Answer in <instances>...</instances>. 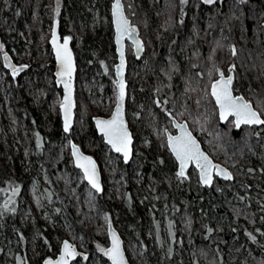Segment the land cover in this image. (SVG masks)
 Instances as JSON below:
<instances>
[{
  "label": "trees",
  "instance_id": "trees-1",
  "mask_svg": "<svg viewBox=\"0 0 264 264\" xmlns=\"http://www.w3.org/2000/svg\"><path fill=\"white\" fill-rule=\"evenodd\" d=\"M64 1L67 8L61 16L60 25V33L63 36L74 37L75 22L89 16L90 11H86V9L91 10L90 6H95L100 10L102 19V25L97 30L94 40L85 38L81 44L76 45L72 39L77 74L79 67L84 69L83 64L88 63L89 59H91L90 63L93 64V67L98 66V59L103 57L105 52L111 55V62L116 63L114 44L112 45L111 42L113 31L109 13L111 0ZM161 1L164 0H122L124 9H127L131 20L142 19L151 24H157L156 14L160 11ZM236 2L238 6L231 4L234 6L229 10H227L228 3L216 6L217 9L214 11L211 8L203 7V20L200 18L201 12L198 9L195 11L192 8H187L186 10L190 9V11L185 14L183 23H181V12L176 10L171 15L170 28L163 31V46L165 50L167 46H171L173 55H175L180 41L182 46L188 49V60L182 66L180 64L184 71L202 69L204 71L206 65L209 64L208 58H213L216 63H223V67L224 63L227 64L228 71H233V68L230 70L229 67L235 62L232 82L234 95L241 93L240 95L243 96L244 94L245 100L250 102L264 119V115L258 109L259 106L253 104L254 100H252L255 98L264 110V56L261 55V52H264V0H247L245 4ZM206 14L210 15L211 19L204 18ZM40 15L45 19L42 11ZM14 26L16 23L11 14L0 13V36L5 43L6 51L11 53L12 51L16 52L19 47L18 45L14 46L17 39L10 32ZM218 30L222 31L223 37H226L225 40L219 39L222 36L217 34ZM262 30L263 32H261ZM175 34L177 36H174ZM229 41H233L236 45V52L232 56L226 54L224 50ZM49 48L46 46L49 53L46 58L45 56L34 58L35 64L32 68L36 70L41 80L43 71L48 75L54 71V60ZM131 59L136 62L133 56ZM175 60L177 59L174 57L169 58V61L166 59L164 64L171 68ZM13 61L15 62L14 59ZM200 62L203 65L199 64ZM149 63L147 66L150 81L156 78L151 77ZM242 65L245 67L241 68ZM246 65L251 69L248 74ZM192 67L194 68L192 69ZM1 71L5 73L3 69ZM31 75L32 73L29 72V80L24 84L20 81V89H18L12 87L9 82L11 76L6 74L4 78L6 93L10 95L13 105L18 104L16 111L19 120L25 122L28 128L33 130L30 144L32 148L37 149V161L47 167L52 177H57V180L54 179L56 183L68 172L67 154L61 157L56 152L57 144L63 142L66 136L62 132L60 118L57 115L53 118L49 116L44 107L46 100L43 99L42 94L36 91L35 93L34 86L27 84L32 81ZM157 78L161 79V83L164 82L161 73ZM148 79L146 78V80ZM146 84L144 81V91L139 93V97L145 99L149 95L146 92ZM52 85L55 88L54 81ZM161 86L164 85L161 84ZM173 86L176 93H182L184 100H189V89L183 93L176 83H173ZM24 88H29V92L33 95L32 99L28 95L25 97ZM26 98L27 101H25ZM0 107H2V101H0ZM156 114L159 120L166 121L168 114L175 115L171 111L164 114L156 111ZM92 117L91 114H88L80 120L75 116V124L77 125L78 122L81 127L78 130L72 129V132H78L80 138L87 140L88 147L83 151L95 160H99V151L105 145L102 137L94 129ZM174 117L178 121H186L209 156L215 162L223 165L226 164V161L233 163L234 159L230 152L215 149L217 153L225 155L218 158L208 150L205 139L210 140L211 132L214 134L217 130L222 131L227 139L234 143L238 142L239 147V142L241 143V140L245 138L243 133L240 134L242 131H246V135L254 136L257 141L264 142V124L261 127L243 126L241 129H235L231 125L230 130H226L229 129L228 122L221 126L215 118V122L211 123L216 126L214 131L208 130L207 133L204 128V131L203 129H193L186 118ZM254 132L255 134H253ZM204 133H207L205 138L203 137ZM210 143H212L211 140ZM214 143H217L216 140ZM215 145L213 146L215 147ZM152 150L153 148L150 149L148 155L134 156V160L127 165L119 158L117 171L122 169L125 174L131 175L129 178L126 176L129 185V187L126 186L127 197L117 202L105 192L103 199L106 210L110 212L114 220L113 225L123 240L130 264H264V151L257 149L256 155L243 156L242 168L244 171H241V174H245V176L240 181L237 180L238 177L233 171L231 181L216 179L210 188H205L199 185L197 174L193 169L190 170L187 179L183 180L176 176L174 173L176 164L166 145L159 155H154ZM21 164L19 153L13 154L10 145H0V220L4 226L8 225L7 219L14 214L16 200L24 194L26 175L23 173ZM136 167H139L138 175L135 173ZM34 173L38 172L34 170ZM64 190H66L65 187H63ZM66 191L67 205L63 207L54 204L58 214L53 217V229H49L40 218H36L34 225L40 233L39 247L44 246L45 243L42 240L48 241L51 235L57 234L58 238H63L59 228L63 227L62 222L66 218L75 233L72 235L74 239L68 238V240L75 243L76 235L81 234L86 242V250L83 253L86 259L82 260L83 264H110L101 249L98 248V246H102L105 249L108 245L106 227L88 206L76 205L72 200L73 195L70 196V191ZM63 208L65 211H62ZM126 228L128 229L126 230ZM146 229H150L153 233L151 239L145 238ZM11 230L12 233L9 230L6 232L11 237L12 235L17 237L19 244L18 227L15 226ZM133 232H135V236ZM44 253L41 255L40 262L45 258L54 257V251L49 247ZM205 254L212 256L211 260H206ZM218 256H220V260H218ZM80 258L73 264H77L82 259Z\"/></svg>",
  "mask_w": 264,
  "mask_h": 264
},
{
  "label": "rangeland",
  "instance_id": "rangeland-1",
  "mask_svg": "<svg viewBox=\"0 0 264 264\" xmlns=\"http://www.w3.org/2000/svg\"><path fill=\"white\" fill-rule=\"evenodd\" d=\"M112 1L113 0H111V3ZM236 1H238L239 4H245L247 0H213L211 3H206L205 0H185V2H182V0H164L159 4L160 11H157L158 13L156 14L158 18L157 24L147 23L142 19L133 21L130 19L127 9L125 10L127 17L130 19L131 27L138 32L145 48L143 56L135 62L131 59L132 56L134 57L132 45L128 42L126 45V81L128 84L126 118L134 139L132 160H134V156L136 157V155L143 156L150 154V149L152 148L154 155H159L164 145H166L165 131L167 129L172 131L170 120L169 118L167 121L163 119L159 120L156 111L162 114L171 111L175 113L174 116L178 118H186L193 129L201 130L204 128L207 133L208 130L214 131L213 129L216 126L214 124L211 125V123L215 122V118L219 123V119L217 108L210 96V86L221 73L225 75L229 73L228 65L224 63L223 67V63H216L213 58H208L209 64L206 65L204 71L203 69L199 71H184L181 66L188 60V49L183 47L180 41V44L176 48L175 55H173L174 53L171 46H167L165 50L163 46V31L170 28L172 22L171 15L173 12L175 13L176 10L181 12V23H183L186 16L185 14L189 12L191 8L195 11L198 9L201 12L200 18L203 20V7L206 9L211 8L214 11L217 9L216 6L228 3L227 10H229L234 6L231 4L238 6ZM0 4V13L2 14L5 12L11 14L14 18L16 26L12 27L10 32L13 33L17 39L14 46H19L16 52L12 51L11 53L6 51L4 47L5 43L0 36V101H2V107H0V145H10L13 154H20L23 173L26 175L24 194L23 196H19L16 200L14 214L11 218L7 219L8 225L4 226L1 222L2 220H0V264H40L41 255L47 252L48 247L54 251L55 257L59 253L62 240L68 238L74 239L72 235L75 233L73 232L71 223L64 218L62 222L64 228H59V232L63 238H58L57 234L51 235L48 241L42 240L45 244L39 247L38 241L40 239V233L34 225L37 217L40 218L49 229H53L52 220L53 217L58 214L54 204L62 205L63 207L67 205L65 198L68 196L66 193V190H68L70 191V196L73 195V202L78 206H88L95 215L99 217V221L106 227L107 231V224H114V220L110 212L107 211L104 206L105 202L103 199L105 192L108 193L113 200L120 202L124 197H127L126 186L129 187V185L126 176L129 178L131 175L125 174L122 169L117 171L119 167V158L121 159V157L114 154L110 148L104 144L105 147L99 151V160H96L101 170L104 192L103 195H98L93 191L92 188L85 183L82 173L74 167L70 155L69 144L71 141L79 145L82 151L88 147L87 140H85V138H80L76 131H74V133L71 131L69 135H65L66 137L63 139V142L61 141L62 144H57V155L62 157L67 154L68 158L66 161L68 172L65 173L64 178L59 180L60 182L57 181L55 183L57 177H52L47 167L37 161V149L32 148L30 144L33 138V130L29 129L25 122L19 120L20 118L16 111V105L18 104L16 103L13 105L10 95L6 93L7 88L4 78L6 74H9L11 76L9 82H11L12 87L20 89V81H22L23 84L25 81H28L29 72H31L33 78L31 83L27 84L34 86V92L36 91L42 94L43 99L46 100L44 102V107L49 113V116L53 118L57 115L60 118L59 106L61 104V90L56 86L54 88L52 85L54 81L53 73L48 75V73L43 71L41 73V80L36 70H33L32 67H34L33 65L35 64L34 58H41L43 56L46 58V56L49 55L46 46H49L48 40L52 22L55 18H58L61 25V16L66 12L67 6L64 0H0ZM90 7L91 10H89V8L86 9V11H90L89 16L83 17L75 22L76 29L73 30L74 37L71 36V38L76 45L81 44L82 40L85 38L94 40L97 30L102 25L100 10L95 6ZM187 8L190 9L186 10ZM41 11L45 19L40 15ZM204 16V18L211 19V16L208 14ZM261 32H263V30ZM102 33L104 34L105 32L103 31ZM217 34L222 36L219 39L222 41L225 40L226 37H223L224 34L221 30H218ZM254 34H256L255 31ZM174 36H177V34ZM111 42L113 45V31ZM223 48L222 46V49ZM224 50L226 54L231 56L234 55V52H236L235 43L229 41ZM32 51H35V53H32ZM5 52L9 53L19 66L15 75H11L2 66V55ZM261 55L264 56V52H261ZM171 57L177 60H175V62L173 61L171 68H168L164 63H166V59L168 61L169 58L172 59ZM90 61L91 59H89V62L85 65L83 64L84 69L79 67L78 74L76 72L75 116L80 120L88 114H91L93 117L109 116L116 101V88L114 86L115 63L111 62V55L105 52V55L98 59V66L95 67L92 66L93 64H91ZM148 63L152 74L151 77L156 78H151L152 80L150 81L148 79L150 78L149 68L147 66ZM199 64L203 65L202 62ZM242 67H245V65H242L241 68ZM193 68L194 67H192V69ZM249 68L250 67L246 65L247 74L251 71ZM1 69H3L5 73L2 72ZM233 71H235V62L233 64ZM160 73L163 75L164 79L162 83L161 79L157 78ZM146 78L148 80H146ZM144 81L147 83L146 92L149 94L146 99L139 97V93L144 91ZM149 83L151 85H148ZM173 83H176L183 93L187 92L189 89V100H184V95L182 93H176ZM161 84L164 86H161ZM28 89L29 88H24V95L25 97L28 95L32 99L33 95H31ZM27 98L25 101H27ZM253 99V104H256L257 107L259 106L258 109L262 115H264L262 105L255 98ZM78 124L77 122V125L75 124V128L73 129L78 130L79 127H81V125ZM227 125L229 129L226 130H230L231 125L237 129L231 121L228 122ZM207 133L203 134L204 138ZM242 133L245 138L241 140V143L239 142L240 147L237 143L227 139L222 131L218 130L214 134L211 132L210 137L212 139L210 138V140L212 143H210V140L205 139L208 150L215 157L220 158V156H225L224 154L217 153V149L232 154L231 156L234 159L233 163L231 161H224L226 164L221 165L227 167L229 170L231 169V173L234 171L236 177H238V181L245 176V174H241V171H244L242 168L243 156L249 154L256 155L257 149H261L262 152L264 151V142L257 141L252 135H246L244 131L240 134ZM253 134H255V132ZM214 140H216L217 143H214ZM213 145H215V147ZM36 165L37 168H35ZM34 170L38 173H34ZM138 171L139 167H136V175L139 174ZM175 171L174 173L176 174ZM134 183L136 182L134 181ZM63 187H65L66 190L63 191ZM98 197L102 199L100 200ZM62 211H65L64 208ZM15 226L19 229V244L17 242V237L13 235L11 237L6 232L9 230L10 233H12L11 229ZM127 229L128 228H126V230ZM129 230H131L130 227ZM133 233L135 236V232ZM144 236L147 239H151L153 233L150 229H146ZM75 239V243L70 239L69 241H71L82 253H85L86 242L83 240L82 235L77 234ZM98 248L104 252L102 246H98ZM204 257L206 260H211L212 258V256L208 254H205ZM81 258L77 264H83L82 260L85 259V257L83 256ZM218 260H220V256H218Z\"/></svg>",
  "mask_w": 264,
  "mask_h": 264
},
{
  "label": "water",
  "instance_id": "water-1",
  "mask_svg": "<svg viewBox=\"0 0 264 264\" xmlns=\"http://www.w3.org/2000/svg\"><path fill=\"white\" fill-rule=\"evenodd\" d=\"M115 2H116V0H113L112 5L110 7V16H111V25H112V30H113L114 51H115V55H116V63L114 65V78H115L114 86L116 88V101H115V105H114V107H113V109H112V111H111L109 116H107V117L94 116L92 118V123H93L94 129L96 130V133L100 137H102L103 143L107 147H109L110 150L114 154L119 155L121 157L122 162L125 165H127V164H129L131 162V160L133 158L134 139H133V136H132V132L130 131V128L128 126V121H127V118H126V106H127V98H128V84H127V81H126V71H127L126 45H127V42L132 45L133 54H134V57H135L136 60H139L143 56L145 48H144L143 41L140 38L138 32L135 31V30L131 31L133 28L131 27L130 19L126 15L122 0H120V4L122 6L123 15L128 21V28H129L130 31L123 32L122 35L117 33L116 20H115V17L113 16V5L115 4ZM53 33H55V45L53 44V39H54ZM118 35L121 36L119 43H117V36ZM65 39H67V41H68L67 50H68V52L71 55L72 72H71L70 77L67 76V75H65V76L58 75V73L61 71V68H60V62L57 59V49H60L61 54L63 55ZM137 42L140 45L139 50L137 48ZM48 44H49V47H50V50H51V53H52V57H53V60H54V72H53L54 83H55V86L61 90V104L59 106L61 128H62V132L65 135H69L71 133L73 127H74V124H75V109H76L75 80H76V72H77V62H76L75 53H74V51L72 49V38L70 36H68V35H66V36L61 35V33H60V22H59L58 18H55L54 21L52 22V27H51V31H50V37H49V40H48ZM121 51L123 52V61H124V63H123L122 69L118 72L117 70L121 68ZM5 56L7 57V59H5ZM2 66L11 75H14L13 74V69L17 70L19 68V66L13 61L12 57L7 52L3 53V55H2ZM232 68H233V65H231L229 67L230 70ZM220 75L218 76V78L216 80H214L211 83V86H212L213 83H216L220 79ZM223 75H224L225 79H227L229 76H231L232 77V81H233L234 74H233L232 71H230L228 73V75H225V74H223ZM121 80L123 81V86H124V98H123L122 102L119 101V93H120L119 83H120ZM63 81H67L69 83V85H70L71 124H70V128H69V130L67 132L64 131V110L62 108V105L65 103V97L67 95ZM211 86H210V96H211V98H212V100L214 102L215 107L217 108L218 119H219V123L221 125L226 124L230 119L232 120L234 126L237 129H239V128L243 127V126L261 127L263 125V124H253V125L241 124L239 127H237L236 124H235V117L234 116H228L227 119L222 120L220 118V108H219V106L216 103L215 97H213L211 95ZM231 91H232V95L234 97H242L244 102L248 103L252 107V109L254 111H256L254 109L253 105L250 102L246 101L243 96L234 95L233 90H232V85H231ZM118 103H120V106H121V116H122L124 125H125V127L127 129V132L129 134L130 138H131V143L129 145V153L130 154H129V158L127 159V161L124 159L123 153L117 152L112 147V145H110L107 142V137L104 135V133L101 131V129L97 126V120L107 121V120H111L112 119L113 115L116 113V109H117ZM168 118L170 120L171 127H172L174 133H171L169 130L165 131L166 148L169 151V153L171 154L172 158L174 159V161H175V163L177 165V169H176L177 173L180 170L179 161L176 159V156L174 155V153L172 152L171 148L169 147L168 138L170 136L173 137V138L181 136V134H182L181 133V126H183V128L185 129V131L187 133L191 134L192 138L196 141L197 145L199 146L200 151L205 156L208 157V160L211 161V164L216 166L211 171V183L210 184H205V183L202 182L200 168L197 167L195 162H190L188 164V166L185 169V175L183 177H180V176H178L176 174L180 179H186L187 176H188L189 171L191 169H194L196 171V173H197V180H198V183H199V185L201 187L210 188L213 185V183H214L216 178L219 179V180H222V181H231L232 180L233 176H232L231 171L227 167L215 162L209 156V154L203 149V147H202L201 143L199 142V140L194 136L192 131L189 129V126H188L186 121H178L171 114L168 115ZM74 147L77 150L79 157L88 158L89 160H91L94 163L95 170H96V176H97L98 183H99V186H100V190L99 191H97L95 188H93L92 185L89 183L87 177L85 176L84 168L78 166V157L73 154ZM69 148H70V155H71V158H72V161H73V165H74V167L77 170H79L82 173L85 183H87L92 188V190L95 191L98 195H103V192H104L103 182H102L101 170H100L98 162L92 156L84 153L82 151L81 147L79 145H77L73 141L70 142ZM79 163L86 165V161L84 159H80ZM86 166H88V165H86ZM216 168L223 169V170L227 171L231 175V179H225L222 175H217L216 174ZM112 234H115V236L120 241L121 251L123 252V257H124V264H130V262H129L128 258H127L126 252H125L123 240H122L119 232L115 229V227L113 226L112 223H108L107 224L106 235H107V239H108V245L104 249V252H103L105 259L110 264H112L111 259L107 255H105V251H107L108 249H110L112 247V238H113ZM65 242H67L76 252V255L74 257H67L66 258L67 261H68V264H73L78 258L82 257L83 253L76 246H74L71 241H69L68 239H64L61 242L59 253L55 257H48V258L43 259L40 264H46V262L49 261V260L52 261V264H56V262L59 261L60 257L63 255V246H64Z\"/></svg>",
  "mask_w": 264,
  "mask_h": 264
},
{
  "label": "snow or ice",
  "instance_id": "snow-or-ice-1",
  "mask_svg": "<svg viewBox=\"0 0 264 264\" xmlns=\"http://www.w3.org/2000/svg\"><path fill=\"white\" fill-rule=\"evenodd\" d=\"M185 2V0H182ZM206 3H211L213 0H205ZM113 16L116 20L117 33L123 34V32L130 31L128 28V21L123 15L122 6L120 0H116L113 5ZM131 31H134L132 29ZM53 44L55 45V33H53ZM121 36H117V43L120 42ZM67 39L64 41V53L61 54L60 49H57V59L60 62L61 71L58 73L60 76H69L72 72L71 55L67 50ZM139 43L137 42V48L139 50ZM5 59L7 57L5 56ZM123 52L121 51V68L117 71L119 72L123 67ZM16 69H13V74L15 75ZM66 90L65 103L62 105L64 110V131L67 132L71 124V104H70V85L67 81H63ZM232 77L229 76L227 79L224 78L223 73L220 75V79L213 83L211 86V95L215 97L216 103L220 108V118L222 120L227 119L228 116L235 117V124L239 127L241 124H264V119H261L260 115L252 109V107L244 102L242 97H234L231 91ZM120 93L119 101L122 102L124 98V86L123 81L119 83ZM97 126L101 129L104 135L107 137V142L112 145V147L124 155V159L127 161L129 158V145L131 143V138L127 132L121 116V106L120 103L117 105L116 113L113 115L111 120H97ZM181 136L169 137L168 144L172 152L179 161L180 170L177 173L178 176L183 177L185 175V169L190 162H195L197 167L201 171V180L205 184L211 183V171L216 166L211 164L208 157L205 156L199 149L196 141L192 138L190 133H187L183 126H181ZM73 154L78 157V166L84 168L85 176L87 177L89 183L97 191L100 190L98 179L96 176V170L94 163L88 158L79 157L77 150L74 147ZM80 159L86 161L85 164L79 163ZM90 166V167H89ZM216 174L222 175L225 179H231V175L223 170L216 168ZM112 247L105 251L112 264H124L123 252L121 251L120 241L112 234ZM103 251V250H102ZM76 255L75 250L67 243L63 246V255L56 264H68L67 257H74ZM86 259V257H85ZM46 264H52L49 260Z\"/></svg>",
  "mask_w": 264,
  "mask_h": 264
},
{
  "label": "bare ground",
  "instance_id": "bare-ground-1",
  "mask_svg": "<svg viewBox=\"0 0 264 264\" xmlns=\"http://www.w3.org/2000/svg\"><path fill=\"white\" fill-rule=\"evenodd\" d=\"M113 2V1H112ZM111 5H112V3H111ZM69 32V31H68ZM71 32V31H70ZM72 34V33H71ZM74 34V33H73ZM147 39V38H146ZM74 51V50H73ZM241 94V93H240ZM239 94V95H240ZM243 96H244V94H243ZM253 99V98H252ZM254 100V99H253ZM169 115V114H168ZM172 115V114H171ZM182 115V114H181ZM261 115V114H260ZM173 116V115H172ZM174 117V116H173ZM74 128V127H73ZM264 128V127H263ZM194 131V130H193ZM246 132V131H245ZM250 133V132H249ZM250 135V134H249ZM166 136V135H165ZM251 136V135H250ZM235 139V138H234ZM236 140V139H235ZM263 140V139H262ZM238 143V142H237ZM134 148V147H133ZM86 153V152H85ZM240 167V166H239ZM176 169H177V165H176ZM194 170V169H193ZM195 171V170H194ZM176 172V174H177V170L175 171ZM190 172V171H189ZM196 172V171H195ZM189 174V173H188ZM188 177V176H187ZM187 179V178H186ZM114 226V225H113ZM162 228V227H161ZM126 251V250H125ZM151 253V252H150Z\"/></svg>",
  "mask_w": 264,
  "mask_h": 264
},
{
  "label": "flooded vegetation",
  "instance_id": "flooded-vegetation-1",
  "mask_svg": "<svg viewBox=\"0 0 264 264\" xmlns=\"http://www.w3.org/2000/svg\"><path fill=\"white\" fill-rule=\"evenodd\" d=\"M229 121H231V122H232V120H231V119H230ZM229 121H228V122H229ZM248 127H252V126H248ZM241 128H242V127H241ZM241 128H239V129H241ZM173 133H174V132H173ZM203 149H204V148H203ZM216 179H217V178H216ZM216 179H215V180H216Z\"/></svg>",
  "mask_w": 264,
  "mask_h": 264
}]
</instances>
